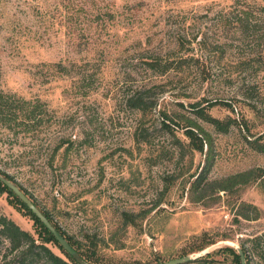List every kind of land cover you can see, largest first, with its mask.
Instances as JSON below:
<instances>
[{
    "label": "rangeland",
    "instance_id": "rangeland-1",
    "mask_svg": "<svg viewBox=\"0 0 264 264\" xmlns=\"http://www.w3.org/2000/svg\"><path fill=\"white\" fill-rule=\"evenodd\" d=\"M151 58L179 66L161 72ZM0 87L46 106L30 130L0 125V167L68 230H96L104 264H151L209 240L178 264H235L223 239L264 227V151L249 142L264 130V0H0ZM143 87L155 100L145 111L126 102ZM200 107L234 120L217 129ZM188 122L207 132L203 149ZM248 202L256 217L240 213ZM123 208H149L144 226L123 224ZM0 213L37 236L6 191Z\"/></svg>",
    "mask_w": 264,
    "mask_h": 264
},
{
    "label": "trees",
    "instance_id": "trees-1",
    "mask_svg": "<svg viewBox=\"0 0 264 264\" xmlns=\"http://www.w3.org/2000/svg\"><path fill=\"white\" fill-rule=\"evenodd\" d=\"M247 11L248 9H243V12L247 13ZM239 18L242 19L241 16H239ZM186 58L187 57L183 56L178 61L182 68L185 65L182 64V62H186ZM147 61L150 67H157L161 72H166L168 69L175 66V64L172 63V59L161 62L160 60L151 58L147 59ZM178 66L179 65L176 64L175 67ZM148 89V87L134 89L126 96V102L133 107L145 111L155 103L154 98L147 93ZM45 108V104H43L38 98L24 97L14 91L4 90L0 87V125L7 127L8 131L12 133H17L19 130L23 129L30 130L35 127L37 123L41 121L42 115L45 113ZM196 113L211 121L213 125L220 130H226L233 122V118L230 116L223 118L212 115L204 109V107H200ZM146 129L145 126H141L140 130H136L139 133V135L136 136L137 140H148V136L145 134ZM183 131L188 136L190 144L195 148L203 149L204 145L209 142L207 132H204L202 128L201 130H197L190 122L184 125ZM66 139L67 138H61L55 145V148L59 147ZM249 142L254 148L264 151V130L256 136L249 138ZM0 171L14 180L26 193L28 192L9 171L2 167H0ZM254 171L255 172H252V174L255 173L256 175V170ZM263 172L264 170L261 172L259 170V174H262ZM203 177H205V174L201 171V173H199V175H197L192 181L193 186L196 187L199 185V181ZM226 179L227 178H222L219 180L217 184L219 189L229 187L226 181L230 180V178ZM205 182L207 183L208 181L206 180ZM2 191H6L9 200L24 208V210L34 219L37 236H35V234L29 229L21 226L11 216H8L5 213H0V264H80L63 248L51 231L38 218V216L33 213L27 204L20 199L10 187L0 180V192ZM33 200L39 205L35 199ZM246 205L250 207L251 210L249 211H254V213L250 215L248 209L241 210L240 213L248 218L256 217L259 211L257 206L251 202H248ZM42 210L86 260L94 264H104L102 258L96 252V247L98 245V232L96 230L80 224L78 225L77 231H70L67 227L62 226L54 220L47 209L42 208ZM148 211L149 208H139L138 210L123 208L119 211V216L125 225L132 224L143 227L142 220L147 216ZM48 241L56 244L62 254L54 251L48 244ZM208 242H210V240L205 243ZM205 243L197 245V248L203 247ZM240 246L244 252L246 264H264V227L257 232L241 237ZM217 250L230 252L232 254L233 262L235 264H241L239 252L233 245L223 244L219 246ZM201 257L203 256H197L196 258Z\"/></svg>",
    "mask_w": 264,
    "mask_h": 264
},
{
    "label": "water",
    "instance_id": "water-1",
    "mask_svg": "<svg viewBox=\"0 0 264 264\" xmlns=\"http://www.w3.org/2000/svg\"><path fill=\"white\" fill-rule=\"evenodd\" d=\"M0 180L5 183L8 187H10L16 194L22 199L27 206L38 216V218L45 224V226L51 231V233L55 236L57 241L63 246L65 250H67L80 264H94L89 262L82 256V254L77 250V248L68 240V238L59 230L54 223L50 220V218L46 215V213L42 210V208L34 202V200L26 193L14 180L6 176L4 173L0 171ZM223 242L226 244L233 245L240 255L241 264H246V259L244 252L238 242H234L229 239H223ZM209 251L208 245H205L201 248H198L194 253L188 252L178 256L170 257L167 259L159 260L157 262L151 264H178L180 262L189 260L198 255L206 253Z\"/></svg>",
    "mask_w": 264,
    "mask_h": 264
}]
</instances>
